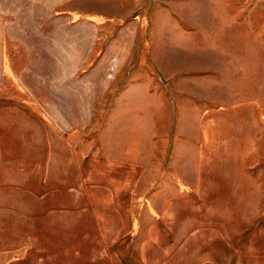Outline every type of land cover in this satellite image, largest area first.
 Returning a JSON list of instances; mask_svg holds the SVG:
<instances>
[{"label": "crops", "instance_id": "0c3cea01", "mask_svg": "<svg viewBox=\"0 0 264 264\" xmlns=\"http://www.w3.org/2000/svg\"><path fill=\"white\" fill-rule=\"evenodd\" d=\"M98 18L97 0H0V264H264V107L220 111L215 150L139 145L134 165L98 146L78 74Z\"/></svg>", "mask_w": 264, "mask_h": 264}, {"label": "rangeland", "instance_id": "374dc122", "mask_svg": "<svg viewBox=\"0 0 264 264\" xmlns=\"http://www.w3.org/2000/svg\"><path fill=\"white\" fill-rule=\"evenodd\" d=\"M97 9L78 74L97 83L98 146L126 145L134 165L139 145L150 163L154 146L215 150L220 111L264 107V0H97ZM145 192L137 202L134 190L133 212L155 203Z\"/></svg>", "mask_w": 264, "mask_h": 264}]
</instances>
